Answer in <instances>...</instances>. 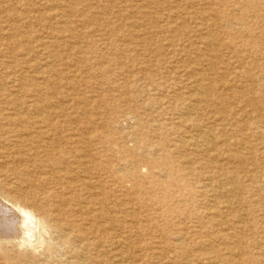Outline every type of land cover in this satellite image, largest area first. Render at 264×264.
I'll list each match as a JSON object with an SVG mask.
<instances>
[{"label":"rangeland","instance_id":"1","mask_svg":"<svg viewBox=\"0 0 264 264\" xmlns=\"http://www.w3.org/2000/svg\"><path fill=\"white\" fill-rule=\"evenodd\" d=\"M209 4L0 0V125L17 112L32 116L42 109L65 135L91 133L89 155L103 169L106 187L105 264H264V177L258 175L256 182L251 177L264 169V81L245 77L251 57L241 26L217 19L216 7ZM235 10L244 11L229 9ZM252 84L257 91L246 93ZM202 88L212 102L203 98ZM227 93L235 99L223 117L213 106L224 108L219 97ZM243 100L253 101L254 107L246 108ZM248 122L253 123L250 131L244 129ZM194 125L212 131V141ZM170 162L185 169L179 186L185 196L168 197L178 212L166 225L158 220L165 211L158 205L164 192L157 198L152 183L172 182L166 173ZM218 174L225 190L217 185ZM93 177L99 180L95 171ZM164 229L172 233L167 241L162 240ZM210 250L218 252L216 261L197 257ZM99 259L95 250L87 263L100 264Z\"/></svg>","mask_w":264,"mask_h":264},{"label":"bare ground","instance_id":"2","mask_svg":"<svg viewBox=\"0 0 264 264\" xmlns=\"http://www.w3.org/2000/svg\"><path fill=\"white\" fill-rule=\"evenodd\" d=\"M207 1L210 3L209 4L210 6L212 4L214 7H216L215 15L217 16V19H221L229 24L241 26V28L243 29L242 35L244 37L246 36L245 45L249 47L248 51L251 57L250 60L251 69L247 71L245 77L252 79L253 76H258V78L260 79L263 78L262 81H264V71L261 70V68L264 69V66L262 64L261 65L259 64V59L264 56L263 53L264 52V12H263L264 0H207ZM85 5H83V7ZM230 7H238L239 9H243L244 11L242 10L243 12L241 14L236 12V10L234 12L233 11L230 12L229 11ZM46 8L47 7L45 6V9ZM45 26H47V23ZM179 26L181 25L179 24ZM172 29L175 30L176 28H172ZM204 30H206L207 32V29ZM19 33L17 35L21 36V34ZM230 38L235 39L236 37L231 34ZM209 44L210 43H208V46ZM223 46L220 45L221 48ZM201 50H203V48ZM28 55L29 54H27L26 56ZM44 67L46 69V66ZM224 70L227 69L225 68ZM111 80L113 79L111 78ZM223 84L225 83L223 82ZM234 84L236 83L234 82ZM170 89L169 91H171ZM257 89L258 87H255V85L252 84L250 85L249 88H245V92L253 93L254 91H257ZM204 91L205 89H203V92ZM206 91L203 93V98L206 99V102H212L213 101L211 100L212 96ZM234 99H235L234 93L233 94L227 93L224 97H219V100L221 104L224 106V108H218L213 106V109L217 110L220 116L225 117L229 113V110L225 109V107L230 106ZM241 104L244 105L246 108H252L254 107L255 103L253 101L243 100ZM260 105L264 110V101H260ZM197 107L196 106L195 108L193 107L194 110H197L198 109ZM91 109L93 110V108ZM213 109L212 110L210 109L211 112L213 111ZM250 111L252 112L255 110H250ZM245 112L247 113V111ZM36 113L37 114L28 116L27 114L17 112V114H12L13 117L7 118L6 123L0 125V163L2 162V164H0V264L3 263L4 264H88L87 263L88 255L89 254L92 255L93 251L95 250L96 253L99 252L100 259L98 261L100 262V264H105L104 244L106 243V239L108 236L107 233L109 231V230L106 231L107 225L105 222L106 211H107L106 187L104 183L103 169L100 167L99 164L96 163L95 159L89 155L90 151L88 150V148L90 147L91 133L88 131V133L87 132L84 134L80 133L81 135L79 134L78 137H75L76 135H73L71 133H68V131H66V135H65L64 131H59L61 127H58V125L56 124V120L50 115L49 112L41 109L39 112ZM212 113H214V111ZM231 114L234 113L232 112ZM182 115L184 117L185 114ZM182 115L180 116L182 117ZM249 116L251 117L252 120L256 119L253 113H249ZM252 125L253 123L248 122V124L245 126L244 129H248V131H250ZM194 128L198 130L200 136L206 139V141H212L210 139V137H212L213 135L211 133L212 131L208 129L204 130L205 128H203V126L201 125H194ZM238 143L242 145L240 142ZM73 144H77L76 146H79V148H76L75 146H73ZM211 146H213V142H211ZM231 146L233 145L231 144ZM228 147H230V144L226 147V149H228ZM239 155L240 154H237L235 155V157L238 159ZM169 156L171 157V155ZM147 160L151 161L152 159L147 158ZM163 160L165 161V159ZM170 164L172 165L170 168H168L166 164L167 166L166 173L168 176L171 177L172 182L168 185L165 182L156 180L152 183V188L155 193L151 191V193L153 192L157 196V198L160 196L159 194L161 192H164V195L160 197L161 200L158 202V205L159 207L161 205L160 209H164L165 211L163 215L162 214L159 215L158 220L162 221L166 225L172 224V221L176 217L178 212L176 210L178 206L174 208L173 206L171 207L168 204V202L170 201L168 197L174 198L178 194L185 196L184 194L185 189L181 190L179 188L181 182L185 181V175H183L184 176L183 177L180 174L181 171L183 170L185 171V169L181 170L179 168H176L172 162H170ZM201 166L203 169L206 170L209 168L205 165V163L201 164ZM138 167L139 164H137V162L134 161L133 168L137 170ZM242 168L243 165H241V169ZM94 171L99 176L98 181H94V177H93ZM166 173L164 172L165 175ZM211 174L215 175V172L212 171ZM261 174H263L264 177V169H261L260 171H257L255 173L253 172V174H251L253 182L258 181L259 180L258 175ZM215 177L220 178L219 174L216 175ZM220 181L221 182L217 184L218 187L221 190H225L227 184L222 182L223 181L222 178H220ZM183 201L185 202V198ZM94 206L96 207V209H93ZM154 209L148 210L147 212L153 211ZM163 233H164L163 234L164 239L162 240L163 241L169 240V237L172 235V233H170L169 235V230L167 229H164ZM151 237L152 236H150L149 238ZM35 241L37 242V245L33 246V243ZM117 244H119V242ZM31 247L33 249H31ZM67 253L71 254V258L73 260L68 261V258L66 256ZM234 254H235V250L232 249L231 255L229 257H226L228 262H231ZM184 256L185 255H183V257ZM218 256L219 255L216 250H210L205 252L204 251L199 252L197 257L200 260L206 259L209 262L210 261L212 262L213 260H215L214 258L216 257L218 258Z\"/></svg>","mask_w":264,"mask_h":264}]
</instances>
